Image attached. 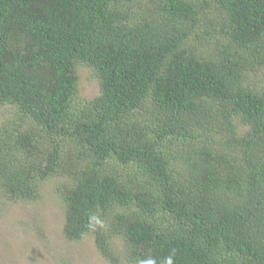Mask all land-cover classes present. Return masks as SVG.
I'll use <instances>...</instances> for the list:
<instances>
[{"label": "trees", "instance_id": "trees-1", "mask_svg": "<svg viewBox=\"0 0 264 264\" xmlns=\"http://www.w3.org/2000/svg\"><path fill=\"white\" fill-rule=\"evenodd\" d=\"M262 81L264 0H0V197L55 180L112 264H264Z\"/></svg>", "mask_w": 264, "mask_h": 264}, {"label": "rangeland", "instance_id": "rangeland-1", "mask_svg": "<svg viewBox=\"0 0 264 264\" xmlns=\"http://www.w3.org/2000/svg\"><path fill=\"white\" fill-rule=\"evenodd\" d=\"M78 98L90 101L100 94L93 70L80 65ZM260 84L264 86V81ZM7 109L0 108V125ZM240 131L245 129L239 126ZM41 199L13 202L0 197V264H112L100 255L93 237L71 242L64 235V209L57 182H43ZM113 245L122 247L119 239ZM121 264H127L122 262Z\"/></svg>", "mask_w": 264, "mask_h": 264}]
</instances>
